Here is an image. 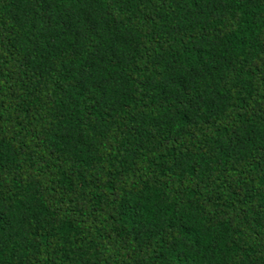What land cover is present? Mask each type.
I'll use <instances>...</instances> for the list:
<instances>
[{
	"label": "trees",
	"instance_id": "1",
	"mask_svg": "<svg viewBox=\"0 0 264 264\" xmlns=\"http://www.w3.org/2000/svg\"><path fill=\"white\" fill-rule=\"evenodd\" d=\"M0 264H264V0H0Z\"/></svg>",
	"mask_w": 264,
	"mask_h": 264
}]
</instances>
